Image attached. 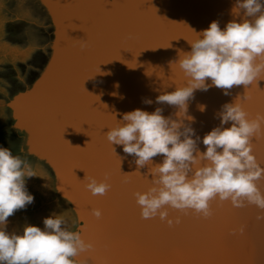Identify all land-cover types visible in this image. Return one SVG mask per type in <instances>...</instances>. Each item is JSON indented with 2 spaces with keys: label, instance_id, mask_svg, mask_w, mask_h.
Masks as SVG:
<instances>
[{
  "label": "water",
  "instance_id": "95a60500",
  "mask_svg": "<svg viewBox=\"0 0 264 264\" xmlns=\"http://www.w3.org/2000/svg\"><path fill=\"white\" fill-rule=\"evenodd\" d=\"M34 1L42 20L40 52L9 107L16 106L34 127L24 130L27 146L48 166L54 192L76 221L75 232L94 246L74 257L76 264H264V221L257 220L264 212L255 205L234 208L217 197L209 202L208 218L168 208L172 227L158 216L142 219L134 193L152 186L150 170L163 157L137 171L134 158L122 146L113 145L114 151L104 135L136 109L152 113L160 107L165 117L184 119L201 140L220 126L217 113L226 103H240L249 119L264 114V73L250 86H234L229 96L215 87L197 90L186 114L155 103L158 95L186 86L175 61L191 50L197 33L212 21L221 29L240 22L236 0ZM60 93H78L80 105ZM148 99L151 105L143 102ZM251 143L264 168V125ZM198 147L205 150L202 143ZM125 170L132 176L123 179ZM106 174L110 191L91 195L84 178L104 182ZM256 183L264 193V179ZM93 209L101 211L99 219Z\"/></svg>",
  "mask_w": 264,
  "mask_h": 264
},
{
  "label": "clouds",
  "instance_id": "9594fccd",
  "mask_svg": "<svg viewBox=\"0 0 264 264\" xmlns=\"http://www.w3.org/2000/svg\"><path fill=\"white\" fill-rule=\"evenodd\" d=\"M235 10L242 13L240 22L231 20L221 29L212 21L189 43L191 50L179 54L175 63L186 78V86L158 95L156 104L174 106L177 113L186 114L197 90L206 92L215 87L229 96L234 86L247 87L264 73V0H236ZM143 102L153 103L150 99ZM204 108L200 106L201 111ZM217 118L220 126L202 140L184 119L165 117L160 107L152 113L140 109L125 113L116 127L104 133L112 147L122 146L123 153L134 158L137 171L152 165L154 157H163L150 170L152 186L146 192L134 193L142 219L158 216L172 227L168 208L185 214L191 210L208 218L212 215L209 202L217 197L221 202L230 201L234 208L255 205L264 212V193L256 183L264 179V168L253 155L251 143L262 131L264 114L249 119L242 105L233 102L222 105ZM229 123L230 127H224ZM199 143L205 146L203 152ZM201 162L206 163L193 170ZM33 177L37 173L26 159L0 146V225H7L9 217L34 202L26 187V180ZM84 179L93 196H104L111 189L107 174L104 182ZM92 215L99 219L102 213L93 209ZM257 220L264 221V215H258ZM179 222L177 218L175 223ZM65 224L62 215L53 213L43 220V229L25 225L22 234L0 229V264H76L73 258L94 246L79 232L68 231ZM239 231L242 234L243 227Z\"/></svg>",
  "mask_w": 264,
  "mask_h": 264
},
{
  "label": "rangeland",
  "instance_id": "374dc122",
  "mask_svg": "<svg viewBox=\"0 0 264 264\" xmlns=\"http://www.w3.org/2000/svg\"><path fill=\"white\" fill-rule=\"evenodd\" d=\"M10 2V6L13 8L15 7V4H20V6H23L22 8H18L16 11H19L25 19L27 18V11H28V5L27 2H24V0H7L4 1L5 3ZM0 10H3L0 8ZM15 10V8H14ZM6 15L5 11L0 12V39L5 40L7 32H12V36L8 39L5 43L0 45V128L1 127H7L5 130L0 129V146L3 145V147L11 148L13 155H18L22 158L20 147H21V141H22V135L21 137H18V134L15 133V129L13 124L9 122L10 120L6 121V112L2 107V104L6 103L8 98L10 97V94L17 88V85L19 82H22L25 80L28 76V74L31 72V70L28 68V58L29 55L26 56V52L24 55L19 56L20 52V46L18 45L19 42V36L22 34V31L25 28L24 23H22L20 20L16 23V25H13V31L18 36L16 40L14 39V44L8 47V44H10V40H13V31H12V24L10 22L6 23ZM36 30L31 29L30 34L35 35ZM10 36V35H9ZM40 36L36 35L33 37V39H37ZM16 43V44H15ZM18 46V47H17ZM39 54L31 55V61H34V59ZM11 61H10V60ZM3 62V63H2ZM3 111V112H2ZM15 129V130H14ZM3 130V131H2ZM2 137V138H1ZM10 142L8 141V139ZM7 139V140H6ZM4 144L2 143V141ZM6 142H5V141ZM12 144V145H11ZM29 159V158H28ZM31 159V158H30ZM35 163V161H33ZM36 164L37 168H41V164ZM40 166V167H39ZM43 171V170H42ZM45 174L48 176L46 177V180L48 183L52 186V179L50 180L49 175L45 172ZM42 177L41 174L39 175L37 173V177H33L32 180H34L35 184H28L26 182V187L31 195L34 196V202L31 205H28L25 209L17 211L12 217H9V222L7 225H0V229H6L9 233H17L19 231L21 234L22 230L25 225H34L37 227H40L43 229V220L53 213L56 215H62L64 220L66 221L65 227L68 231L75 232L76 231V222L74 219L69 218L70 216L67 214V212L64 210L62 206H64L61 201L59 204L54 206L53 201L57 199V197L54 195V190L50 189L49 186L47 188H44V186H41L39 183V178ZM53 187V186H52ZM54 199V200H53ZM56 207V209H55ZM50 210V211H49ZM64 210V213L62 214ZM44 213V214H43ZM43 214V215H42Z\"/></svg>",
  "mask_w": 264,
  "mask_h": 264
},
{
  "label": "bare ground",
  "instance_id": "6f19581e",
  "mask_svg": "<svg viewBox=\"0 0 264 264\" xmlns=\"http://www.w3.org/2000/svg\"><path fill=\"white\" fill-rule=\"evenodd\" d=\"M4 1H7V0H0V8L3 9V10H0V12L1 11H5V15H6V19H7L6 20L7 21L6 23L10 22L12 24V31H13V28H14L13 25H16V23L19 20L22 23H24V25H25V28L22 31V34L18 35L19 36V42H20V43H18V45L20 46V49H21L20 52H19V56L24 55L25 52H26V56L29 55V58L27 60V62L29 64L28 65V68L30 70H32V67L34 66L35 62L34 61H31V59H30L31 58V55L39 54L40 47H38V46H40V44H41V37H39L37 39H33L34 36H36V35L37 36L38 35L41 36V33H42V29H41V25L42 24L40 23V21H42V20L40 18V11H38L39 4L36 3L34 0H29L30 1L29 3L27 2L28 11L26 13L27 18L25 19V17L19 11H16L18 8H22L23 6H20V4H18V5L15 4V7L12 8L10 6V2L4 4ZM14 8H15V10H14ZM31 29L36 30V33L33 36H32V34H30ZM7 33L8 34H6V39L5 40L0 39V45L3 44V43H5L4 45H6V42L12 36V32L9 31ZM18 36L13 31V40L12 41L10 40V44H8V47L14 44V39L16 40V38H18ZM28 77H29V74H28L27 78ZM16 94H17V91H15L14 93L10 94V97L8 98L7 102L4 103V104H2V107H4L5 112L7 113L8 119L11 121V123L13 124V126L19 131V133L23 137L22 138V147L25 150V155L23 156V158L27 159V156H29L31 158V161L32 162L35 161V163H37L39 165L41 164L43 171L41 170V168H35V167H33L34 171L36 173H38L39 175L41 174V176H42V177H40V179L43 182H41L40 185L41 186H44V188H47V186H49L51 190L52 189L54 190V187H52L48 183V181L46 180V177L48 178V176L45 174V172L48 175H50V170H49L48 166H46L43 163L44 161H41L37 156H35V155L32 154V152H33V153H35L37 155H40L39 154L40 152L37 149H35L34 146H30V145L27 146V144H28L27 143L28 142V136L27 135L25 136L24 133L26 131L24 132V130H25V128L27 129V127L30 125L31 130L34 131V127L31 124H28L27 123V120L23 116L22 112H20L18 109L15 108L16 106L13 105V107H12V105H11L12 108L9 107V104L14 101ZM65 94L68 96V99L70 101L73 100L74 97H75V101H77V104L80 105V99L81 98L79 97V94L78 93L74 94L73 96H72L71 93H60L61 96L65 95ZM32 108H33V105H31L30 109L33 110ZM0 129L5 130L6 127H1ZM32 131H30L31 132L30 133L31 135H32ZM0 133H1V131H0ZM1 141L4 144L3 140H1ZM10 149H12V148H10ZM132 174H133L132 171L125 170V171H123L122 178L124 179L127 176H132ZM26 182L28 184H35L34 183V180H32V178L27 179ZM54 195L57 197V199H56V201L53 199L54 200L53 201V203H54L53 205L56 206L57 204H59L60 201L64 205L63 201L61 200V197L59 195H57V193H55ZM62 207L64 208L65 211L67 210L65 206H62ZM55 209H56V207H55ZM64 210H63L62 214L64 213ZM69 218L73 219V217H71V216ZM74 221H75V219H74Z\"/></svg>",
  "mask_w": 264,
  "mask_h": 264
},
{
  "label": "crops",
  "instance_id": "0c3cea01",
  "mask_svg": "<svg viewBox=\"0 0 264 264\" xmlns=\"http://www.w3.org/2000/svg\"><path fill=\"white\" fill-rule=\"evenodd\" d=\"M14 91H16V89L14 90ZM14 91L12 92V93H14ZM11 93V94H12ZM3 109H4V107H3ZM5 110V109H4ZM3 112V111H2ZM5 117H6V121H8L9 119H8V116H7V113H6V115H5ZM9 122H11V121H9ZM7 128V127H6ZM15 128V127H14ZM16 129V128H15ZM14 129V130H15ZM15 133L16 134H18V137H21V134L19 133V131L18 130H15ZM12 139V137L10 138V139H8V141L10 142V140ZM7 140V139H6ZM11 143V142H10ZM12 145V144H11ZM3 146V145H2ZM21 147H22V141H21ZM20 147V148H21ZM11 148H12V146H11ZM21 152V151H20ZM22 155H25V152H21V156ZM29 158V159H28ZM22 159H25V158H23V156H22ZM31 165H32V167H35V168H37L36 167V164L35 163H33L32 161H31V159H30V157L29 156H27V159H26ZM41 182H43L40 178H39V183H41ZM24 229V228H23ZM23 229H21L22 230V232H21V234L23 233ZM20 231V230H19ZM19 231H17V233L19 234L20 232Z\"/></svg>",
  "mask_w": 264,
  "mask_h": 264
},
{
  "label": "snow or ice",
  "instance_id": "6c2138e0",
  "mask_svg": "<svg viewBox=\"0 0 264 264\" xmlns=\"http://www.w3.org/2000/svg\"><path fill=\"white\" fill-rule=\"evenodd\" d=\"M250 86V85H249Z\"/></svg>",
  "mask_w": 264,
  "mask_h": 264
}]
</instances>
